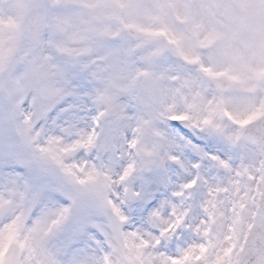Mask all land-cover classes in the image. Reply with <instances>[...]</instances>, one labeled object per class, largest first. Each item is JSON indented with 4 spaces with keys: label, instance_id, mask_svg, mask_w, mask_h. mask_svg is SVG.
I'll return each mask as SVG.
<instances>
[{
    "label": "snow or ice",
    "instance_id": "snow-or-ice-1",
    "mask_svg": "<svg viewBox=\"0 0 264 264\" xmlns=\"http://www.w3.org/2000/svg\"><path fill=\"white\" fill-rule=\"evenodd\" d=\"M20 8L0 264H264V0Z\"/></svg>",
    "mask_w": 264,
    "mask_h": 264
},
{
    "label": "rangeland",
    "instance_id": "rangeland-1",
    "mask_svg": "<svg viewBox=\"0 0 264 264\" xmlns=\"http://www.w3.org/2000/svg\"><path fill=\"white\" fill-rule=\"evenodd\" d=\"M21 0H0V18L9 20L20 13Z\"/></svg>",
    "mask_w": 264,
    "mask_h": 264
}]
</instances>
